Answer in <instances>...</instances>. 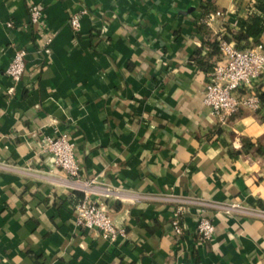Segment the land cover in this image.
I'll list each match as a JSON object with an SVG mask.
<instances>
[{"label":"crops","instance_id":"0c3cea01","mask_svg":"<svg viewBox=\"0 0 264 264\" xmlns=\"http://www.w3.org/2000/svg\"><path fill=\"white\" fill-rule=\"evenodd\" d=\"M33 5L39 25H28ZM258 5L0 0V264H264V104L220 121L196 65L205 42L264 18ZM247 44L264 45V29ZM16 50L24 70L9 93ZM61 135L75 175L43 151L41 139ZM86 195L123 230L114 242L76 226ZM200 218L214 226L204 243Z\"/></svg>","mask_w":264,"mask_h":264},{"label":"built area","instance_id":"2783aa9c","mask_svg":"<svg viewBox=\"0 0 264 264\" xmlns=\"http://www.w3.org/2000/svg\"><path fill=\"white\" fill-rule=\"evenodd\" d=\"M220 16V12L210 14L205 18V23L210 25L214 19ZM42 18L41 8L37 5L31 6L28 14V25H39ZM70 25L74 30L78 29L79 24L76 16L70 20ZM6 27L12 29L13 24L8 22ZM219 48L223 59L207 75L203 98L204 104L220 121H224L239 110L250 112L259 110L261 105L254 91V85L264 76V45L255 44L249 48L237 50L231 43L221 41ZM23 70V52L16 50L5 70V74L12 83V86L8 89L9 93L20 82ZM243 91H246V93H243ZM41 144L44 153L50 156L54 167L70 175L76 174L74 146L66 135L56 138H43ZM76 212L75 224L78 228L95 231L108 242H114L118 236L124 234L122 229L114 227L104 209L87 195L76 206ZM183 213V208L178 209L170 223L172 232L177 236L183 233L180 224V215ZM195 233L199 242L204 243L211 239L214 226L207 218H200Z\"/></svg>","mask_w":264,"mask_h":264},{"label":"trees","instance_id":"16d2710c","mask_svg":"<svg viewBox=\"0 0 264 264\" xmlns=\"http://www.w3.org/2000/svg\"><path fill=\"white\" fill-rule=\"evenodd\" d=\"M258 10L263 13L264 8L262 5H258ZM264 29V18L261 15H254L249 17L246 21H244L239 31L237 32H230L227 35H224L222 39L225 41H229V38L235 43V48L237 50H243L249 48L247 42L249 39L256 38ZM240 42H245V45H241ZM203 47L208 49V53L205 56H201L200 50L197 52V61L196 65L199 70L203 71L204 73H211L216 66L214 62H212L213 58H216L217 61H222V53L219 48V42L216 39L211 41H207L203 44ZM264 77V76H263ZM263 77L261 79H263ZM254 91L257 94L259 99L260 105L264 104V81L261 80L254 85ZM246 93V91H243ZM243 110L237 111L235 114L232 115V119H235L241 116ZM257 111L253 113H257ZM244 148L246 150H250L254 148V144L250 141L244 140Z\"/></svg>","mask_w":264,"mask_h":264}]
</instances>
